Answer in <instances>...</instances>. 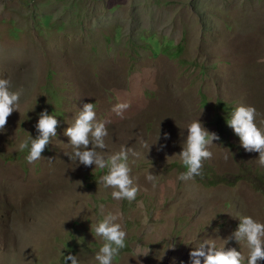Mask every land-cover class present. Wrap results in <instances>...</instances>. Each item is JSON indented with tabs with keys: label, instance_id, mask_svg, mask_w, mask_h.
Instances as JSON below:
<instances>
[{
	"label": "rangeland",
	"instance_id": "rangeland-1",
	"mask_svg": "<svg viewBox=\"0 0 264 264\" xmlns=\"http://www.w3.org/2000/svg\"><path fill=\"white\" fill-rule=\"evenodd\" d=\"M0 78L24 90L0 132V264H65L69 254L97 264L101 204L127 233L113 264H191L200 242L222 246L240 217L264 223L259 153L226 123L243 104L264 129V0H0ZM122 101L131 103L123 119L112 112ZM83 103L111 121L106 153H139L129 157L135 200L113 199L99 182L107 169L65 155L64 131ZM45 109L57 136L29 164L19 144L38 135ZM197 119L220 139L201 174L180 181L174 154ZM225 247L246 264V242Z\"/></svg>",
	"mask_w": 264,
	"mask_h": 264
},
{
	"label": "clouds",
	"instance_id": "clouds-1",
	"mask_svg": "<svg viewBox=\"0 0 264 264\" xmlns=\"http://www.w3.org/2000/svg\"><path fill=\"white\" fill-rule=\"evenodd\" d=\"M23 92V88L13 90L10 79L0 78V132L6 129L11 114L18 111ZM130 107V101L117 102L112 107V112L123 119L124 113ZM257 115L254 106L240 104L232 111L226 123L239 137L245 151L259 153L258 164L264 167V129L257 126ZM110 122L96 119L94 103H83L73 123L64 131L72 147V153L65 155L85 167L94 165L95 169H107L99 182L105 188L113 189L111 192L113 199L118 201L126 199L131 202L136 199L139 187L131 176L129 157H138L139 153L126 146H121L119 151L113 153L104 151L107 149L105 138L108 136L106 124ZM261 124H264V120H261ZM58 125L56 116L49 114L47 109L39 114L35 125L38 135L32 138L29 134V138L19 144L21 151L29 149L26 156L29 164L42 158V153L50 144L51 138L57 136ZM186 129L187 136L181 146L182 151L174 154L179 157L186 169L178 175L177 179L185 182L201 174L204 161L210 160L213 156L210 151L213 141L220 139L217 133L206 129L199 119L191 121ZM168 138V134L165 133L164 139ZM163 147L162 145L161 148ZM156 178L157 176L150 172L146 176L149 182H153V186H155ZM99 207L102 219L96 223L94 232L96 236L102 238L103 243L95 254V261L97 264H113L120 251L126 247L127 233L120 222L119 212L106 211L103 204ZM232 239L238 243L246 242L249 250L246 264H257L258 261L264 260V223L254 220L251 216H242L239 218L237 229L229 237L222 239L224 241L222 246L217 247L210 240L200 242L189 254L191 264H201V262L203 264H245V257L241 251L225 247ZM64 259L65 264L67 261H71V264H79L77 255L69 254Z\"/></svg>",
	"mask_w": 264,
	"mask_h": 264
},
{
	"label": "trees",
	"instance_id": "trees-1",
	"mask_svg": "<svg viewBox=\"0 0 264 264\" xmlns=\"http://www.w3.org/2000/svg\"><path fill=\"white\" fill-rule=\"evenodd\" d=\"M125 242H126V241H125ZM127 247H128V246H126V247L124 248V251H126V250H127Z\"/></svg>",
	"mask_w": 264,
	"mask_h": 264
}]
</instances>
